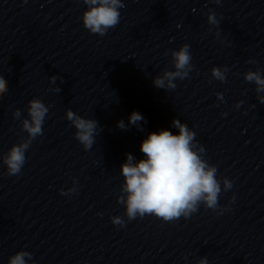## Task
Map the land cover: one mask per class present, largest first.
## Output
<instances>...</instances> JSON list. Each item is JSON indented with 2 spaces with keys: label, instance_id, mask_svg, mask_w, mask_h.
<instances>
[{
  "label": "clouds",
  "instance_id": "clouds-1",
  "mask_svg": "<svg viewBox=\"0 0 264 264\" xmlns=\"http://www.w3.org/2000/svg\"><path fill=\"white\" fill-rule=\"evenodd\" d=\"M29 0H23L27 4ZM220 4L221 0H213ZM87 9L83 12L81 20L83 27L90 33L100 36L106 35L109 29L115 28L121 19L120 9L125 5L122 0H83ZM207 22L217 26L220 20L213 9L207 13ZM219 39V32L216 33ZM172 65L174 70H163L162 74L153 78L155 87L165 90H174L177 87V79L189 78L193 70L192 54L188 44H182L178 50L171 51ZM248 63H256L249 60ZM230 69L226 66H213L210 69L211 77L220 82L226 81V73ZM56 75L50 76L55 83ZM62 79V78H61ZM246 82L255 85L256 99L264 104V74L260 69L248 70L243 73ZM211 82V81H209ZM59 92L57 87L53 89ZM8 92V82L0 75V99ZM218 99H223L220 92L216 93ZM238 102L236 107H239ZM28 117L24 118L21 111L17 109L13 116L20 120L22 130L27 137L18 144H13L9 151L3 156V164L6 166V175L18 176L26 163V152L33 140L43 135V124L49 112V108L38 98L28 101L26 109ZM65 118L75 127V139L82 144L85 150L92 148L98 134V122L95 119L84 118L71 109H67ZM141 121L145 118L138 112L133 111L128 118V124L141 128ZM146 122V121H145ZM117 127L126 130L128 125L123 120L117 121ZM172 127L178 129L174 134L168 129L158 132H150L141 141L140 151L143 158L137 160L133 154L126 153V160L120 166V174L123 183L117 203L124 205V216L131 221L137 217L152 215L164 222H175L181 217L191 218L201 205L205 209H211L218 215L228 210L221 207L219 196L222 191H228L233 187V182L227 177L217 178V168L210 164L205 158V149L196 141V133L186 123L174 118ZM221 184L223 188L221 187ZM77 191L76 182L67 191L60 189L61 195L70 196ZM235 196L232 197V201ZM111 223L124 226L125 220L117 215L112 216ZM32 253L20 250L9 256L8 264H30ZM34 264V262H33ZM197 264H208L206 257H201Z\"/></svg>",
  "mask_w": 264,
  "mask_h": 264
}]
</instances>
